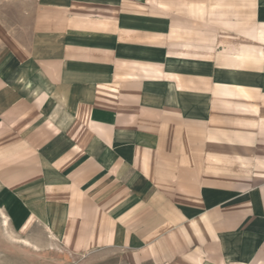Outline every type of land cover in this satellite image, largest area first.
Returning <instances> with one entry per match:
<instances>
[{
	"label": "crops",
	"instance_id": "0c3cea01",
	"mask_svg": "<svg viewBox=\"0 0 264 264\" xmlns=\"http://www.w3.org/2000/svg\"><path fill=\"white\" fill-rule=\"evenodd\" d=\"M7 1L13 230L105 264H264V0Z\"/></svg>",
	"mask_w": 264,
	"mask_h": 264
},
{
	"label": "rangeland",
	"instance_id": "374dc122",
	"mask_svg": "<svg viewBox=\"0 0 264 264\" xmlns=\"http://www.w3.org/2000/svg\"><path fill=\"white\" fill-rule=\"evenodd\" d=\"M1 2L9 4L7 0H0V6ZM4 212L0 201V264H105L104 260L108 258L104 255H71L55 239L43 236L41 231L29 235L16 232ZM109 260L112 263V258Z\"/></svg>",
	"mask_w": 264,
	"mask_h": 264
},
{
	"label": "bare ground",
	"instance_id": "6f19581e",
	"mask_svg": "<svg viewBox=\"0 0 264 264\" xmlns=\"http://www.w3.org/2000/svg\"><path fill=\"white\" fill-rule=\"evenodd\" d=\"M4 219H5V222H7L5 217H4ZM25 244H26V245H28V243H27V242H25Z\"/></svg>",
	"mask_w": 264,
	"mask_h": 264
}]
</instances>
